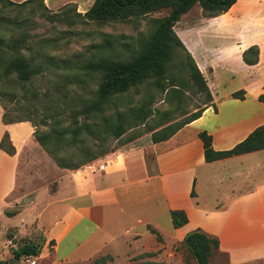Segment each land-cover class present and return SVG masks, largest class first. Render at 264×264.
<instances>
[{"label":"crops","instance_id":"0c3cea01","mask_svg":"<svg viewBox=\"0 0 264 264\" xmlns=\"http://www.w3.org/2000/svg\"><path fill=\"white\" fill-rule=\"evenodd\" d=\"M56 1L42 4L52 9ZM172 30L212 102L149 149L130 147L76 170L62 169L35 141L32 123L4 124L0 105V141L7 134L14 149L12 155L0 149L2 248H16L22 240L39 245L37 233L43 249L53 242L54 264L89 261L111 253L115 242L135 238L139 229L146 232L159 194L169 218L171 210L188 218L172 227L175 240L199 229L218 240L229 264L264 261V149L206 163L198 136L206 132L214 151H227L264 125V0H237L213 18H204L196 4ZM250 48L258 51L252 65L243 60ZM240 91L243 99L233 98ZM81 232L87 234L78 238ZM70 238L72 248L59 253Z\"/></svg>","mask_w":264,"mask_h":264},{"label":"rangeland","instance_id":"374dc122","mask_svg":"<svg viewBox=\"0 0 264 264\" xmlns=\"http://www.w3.org/2000/svg\"><path fill=\"white\" fill-rule=\"evenodd\" d=\"M93 2L57 0L52 9H46L42 0H12V4L0 0V41L6 60L21 55L32 68L38 70L28 81H21L15 73L5 75L0 68V105L5 107L8 118L14 121L28 119L33 126L36 125L33 128L37 132L47 131L55 121L69 124L72 115L83 107L81 99L92 100L101 81L100 74L83 68L97 59H129L170 12L165 8L126 20L104 22L84 21L75 16L76 13L83 15ZM185 63L184 52L175 49L162 77L138 83L114 101L115 107L107 105L106 110L96 118L90 115L87 122L101 125L100 118L109 123L115 122L118 111L123 114L125 124L124 134L117 140L103 129L97 137L100 140L98 143L83 133L88 149L96 153L104 151L106 155L130 147L149 149L153 132L171 124L178 125L203 109L206 96L190 80ZM140 108L146 112L144 121L140 120ZM82 120L80 117L79 121ZM97 144L99 148H95ZM46 154L56 164L53 157ZM55 154L59 160L66 159L72 165L80 160V154L74 147L62 148ZM146 160L148 164L152 163L149 150ZM48 184L51 185V181ZM157 196L153 225L147 224L146 232L139 229L135 238L115 242L111 253L71 264H93L95 260L101 261V264H197L184 244L173 237L163 197ZM87 233L81 232L77 237L82 238ZM34 235L39 242L38 256L21 257L17 264H54L51 255L53 242L43 249L40 234ZM73 241L67 239L59 253L64 255L69 252ZM29 242L32 243L22 240L16 248L4 249L0 241V260L13 263L14 251ZM207 264H229V260L227 255L214 251ZM250 264H264V261Z\"/></svg>","mask_w":264,"mask_h":264},{"label":"trees","instance_id":"16d2710c","mask_svg":"<svg viewBox=\"0 0 264 264\" xmlns=\"http://www.w3.org/2000/svg\"><path fill=\"white\" fill-rule=\"evenodd\" d=\"M6 1L9 2V4L11 3L8 0ZM236 1L237 0H94L91 7L83 15L76 13L75 16L82 18L84 21L104 22L117 19L126 20L131 16L146 15L165 8L170 9V12L159 22L158 26L141 48L135 51L129 59L124 61L97 59L84 67V70L101 75V81L94 93V98L92 100L81 99L83 107L72 115L69 124L63 125L55 121L49 126L47 131H35V141L46 153L53 157L57 166L62 169L76 170L91 161L103 158L106 155L104 151L96 153L94 150L88 149V146L85 145V141L83 140V133H85L84 135L87 137L91 136L94 142L98 143L100 140L97 137L103 129V131H107L108 136H112L117 140L124 134L125 120L123 114L118 111L115 113V122L113 123H109L108 120H103L102 118H100L101 125H99L98 122H87L89 116L93 115L95 118L100 116V114L106 110L107 105H109V107H115L114 101L138 83L151 78L162 77L167 70L175 49H180L184 52L186 57L184 66L188 69L189 78L199 87L198 89L200 92L205 94L206 104L204 108L208 106L212 102V98L206 82L190 55L186 52L181 42L174 34L172 28L174 24L180 20V17L186 14L196 4L200 6L203 17L213 18L226 13ZM3 52L0 41V68H3V73L5 75L15 73L19 80L28 81L37 73L38 70L32 68L23 56L15 55L6 60ZM257 53L258 51L256 48H250L246 54H252L254 58L250 60L246 54H244V62L250 65L255 64L257 61ZM232 96L236 99H243L244 93L240 91L234 93ZM1 107L3 109L2 121L4 124H12L21 121L31 122L28 119L14 121L8 118L5 107L3 105H1ZM204 108L178 125L171 124L159 131L153 132L151 136L152 143L155 144L168 140L180 128L199 118ZM139 112L141 115L140 120H146L147 116L145 110L140 108ZM80 117L83 118L81 122L79 121ZM47 118L49 119V117ZM47 124L49 123L47 122ZM35 126L36 125H34V127ZM68 135L71 137L68 138ZM198 136L202 142L204 161L206 163L264 149V125L254 130L244 141L227 151H214L211 146V137L206 132H200ZM65 147H74L78 151L80 154L78 164L72 165L69 164L66 159L59 160L57 158L55 153ZM96 147L99 148V144L95 145V148ZM0 149L9 155L14 154V149L8 141L7 134H4L0 141ZM190 196H195L193 190ZM170 219L174 229L180 228L188 222V218L182 210H171ZM181 242L190 251L197 264H207L211 254L214 251H218V240L199 229L186 234ZM38 254L39 248L36 244L24 243L14 251L13 260L18 262L21 257H36ZM0 264H12V261L7 263L0 260ZM93 264H101V261L95 260Z\"/></svg>","mask_w":264,"mask_h":264},{"label":"water","instance_id":"95a60500","mask_svg":"<svg viewBox=\"0 0 264 264\" xmlns=\"http://www.w3.org/2000/svg\"><path fill=\"white\" fill-rule=\"evenodd\" d=\"M12 264H17V262L16 261H13V263Z\"/></svg>","mask_w":264,"mask_h":264}]
</instances>
